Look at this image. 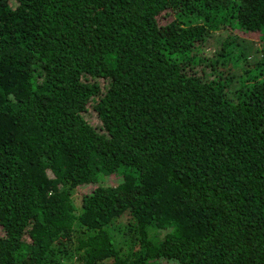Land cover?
<instances>
[{
    "label": "trees",
    "instance_id": "obj_1",
    "mask_svg": "<svg viewBox=\"0 0 264 264\" xmlns=\"http://www.w3.org/2000/svg\"><path fill=\"white\" fill-rule=\"evenodd\" d=\"M0 264H264V0H0Z\"/></svg>",
    "mask_w": 264,
    "mask_h": 264
},
{
    "label": "rangeland",
    "instance_id": "obj_2",
    "mask_svg": "<svg viewBox=\"0 0 264 264\" xmlns=\"http://www.w3.org/2000/svg\"><path fill=\"white\" fill-rule=\"evenodd\" d=\"M118 182H119L118 178H116L114 176H108L102 180L101 185H103V186H115L118 184ZM94 187H96V185H93V184L89 185V186L88 185L87 186H81L76 193V199L75 200L78 201L77 196H79L81 194L88 193ZM76 201H75V203H77Z\"/></svg>",
    "mask_w": 264,
    "mask_h": 264
}]
</instances>
